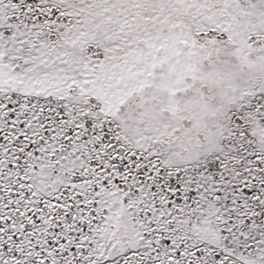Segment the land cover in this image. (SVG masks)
Wrapping results in <instances>:
<instances>
[{
  "label": "snow or ice",
  "instance_id": "snow-or-ice-1",
  "mask_svg": "<svg viewBox=\"0 0 264 264\" xmlns=\"http://www.w3.org/2000/svg\"><path fill=\"white\" fill-rule=\"evenodd\" d=\"M0 264H264V0H0Z\"/></svg>",
  "mask_w": 264,
  "mask_h": 264
}]
</instances>
